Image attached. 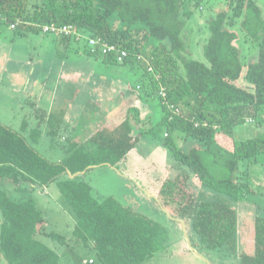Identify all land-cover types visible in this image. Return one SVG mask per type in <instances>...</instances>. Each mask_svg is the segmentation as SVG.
<instances>
[{"label":"trees","instance_id":"16d2710c","mask_svg":"<svg viewBox=\"0 0 264 264\" xmlns=\"http://www.w3.org/2000/svg\"><path fill=\"white\" fill-rule=\"evenodd\" d=\"M210 1L0 0V21L18 24L15 31L42 34V25L55 24L100 40L92 52L85 38L61 37L64 43L84 44L85 53L106 65L128 66L138 75L131 93H138L154 112L138 120L137 109L115 129L88 134L87 139L77 133L79 128L68 132L63 116L52 113L46 122L57 129L51 133L56 137L65 130L70 139L59 162L42 156L27 140L23 133L28 124L15 132L0 123V184L57 182L78 220L74 235L96 252L97 261L86 264H146L165 250V227L114 197L98 200L81 177L96 166L115 167L160 124L177 162L176 175L159 192L163 204L190 222L205 248L227 246L237 252L238 210L232 204L252 195L250 167L264 155V131L244 140L234 134L248 122L264 125V6L256 0H230L233 15L221 11L208 24L204 60H188L183 55L184 29L195 11ZM242 34L253 42L252 59L237 46ZM104 46L114 50L105 52ZM41 136L39 128L31 130L35 144ZM179 140L181 146L188 141L194 146L187 151ZM191 174L203 188L196 194L189 189ZM45 222L34 199L17 202L0 189V264H61V256L37 238ZM44 235L66 245L64 235ZM240 264H264L263 216L255 222V251L243 254Z\"/></svg>","mask_w":264,"mask_h":264},{"label":"rangeland","instance_id":"374dc122","mask_svg":"<svg viewBox=\"0 0 264 264\" xmlns=\"http://www.w3.org/2000/svg\"><path fill=\"white\" fill-rule=\"evenodd\" d=\"M229 1L212 0L195 11L183 33L186 44L183 55L186 59L204 60L202 48L208 36V24L221 11L233 15L234 9L229 6ZM256 1L264 6V0ZM12 24L11 21H0V123L15 132H20L23 125L28 124L29 129L22 133L42 156L53 162L65 158V148L70 139L65 130L54 137L51 131H56L57 127L46 121L53 106L60 114L61 105L71 94L70 88L76 87V71L84 75L94 72L103 74L101 79L109 83L108 90H111V94L105 88L103 92L93 93L89 90L88 81L85 83L84 117L82 116L85 126L82 125L79 129L81 138L87 139L88 134H95L103 129L110 131L104 123L108 110H112L113 115L118 110L116 108L121 107L120 112L112 119L114 125L128 115L134 117L137 109L145 108L135 99L138 93L131 96L138 75L128 66L106 65L101 59L85 53L82 43L74 42L70 47L65 46L64 51L60 48L59 52L53 35L43 37L34 32L13 31L16 28L11 29ZM25 24L35 26L30 22ZM15 25L18 26L16 23ZM58 38L62 39L60 36ZM237 46L243 55L250 59L255 57L253 42L243 34ZM239 84L245 86L244 81ZM29 85L32 87L27 94L24 90ZM119 86H124L125 89ZM145 115L146 113H142L138 120H142ZM148 125L149 123L147 128ZM38 128L42 131V138L35 144L30 137L31 130ZM164 131V125H158L115 167L103 164L90 168L81 175L82 179L90 184L98 200L114 197L124 206L166 228L168 237L165 250L157 253L146 264H240L243 254L254 253L255 222L257 217H264V155L260 156L257 164L250 167L253 172L252 195L247 200L232 204L238 210L237 252L233 254L227 246L211 250L201 244L190 222L178 218L175 208L166 207L163 204L164 198L159 197L163 184L177 172V162L165 145ZM263 131L264 125L248 122L246 126H238L234 134L237 139L244 140ZM179 142L181 146L182 141ZM183 146L189 151L194 143L188 141ZM191 178L189 189L196 194L203 188L200 187L197 176L191 174ZM0 189L14 201H36L46 220L45 229L37 238L61 256V264H86L94 259L97 261L95 250L84 247L74 235L78 220L72 207L60 193L57 182L49 186L1 183ZM44 232L64 235L66 245L49 239Z\"/></svg>","mask_w":264,"mask_h":264},{"label":"crops","instance_id":"0c3cea01","mask_svg":"<svg viewBox=\"0 0 264 264\" xmlns=\"http://www.w3.org/2000/svg\"><path fill=\"white\" fill-rule=\"evenodd\" d=\"M15 30H13V31H15ZM27 32H31V31H27ZM40 35H42L43 37H46V34H44V35L43 34H40ZM52 37L55 40L56 49L58 51H59L60 48H61V51H64V49H65L64 47L65 46L66 47H70L72 44H75L76 43V42L74 43V41H69L67 43H64L66 41H62V39H60L58 37H55V36H52ZM66 52H67V50H66ZM34 74H35V72H34ZM34 74H33V76H34ZM74 75L77 77L76 78V81H75V86L76 87L75 88H70L71 94H70L69 98L68 99H65V101L61 105V108L62 109L60 111V116H63V120H64V122H63L64 125L63 126H67V129L66 130L68 132H71L72 129H77V128L80 129V127L82 125H84V120H83V117H84V112H83L84 102H83V100L85 98L84 97L85 87H86L85 83L87 81H88L89 87H90L89 90H92L93 93L94 92H103V90L105 88V91L107 90L111 94V90H108L109 83H107L105 81H102V79H101V76L103 74L94 72V73H92L90 75H86V74L84 75V74L76 71V72H74ZM120 85H122V84H120ZM31 87L32 86H30V85L27 86L24 91L27 93ZM119 88L125 89L124 86H119ZM87 92H89V91H87ZM131 96H133L132 93H131ZM135 99L138 100V101H140V103L145 107V108H141L140 109L141 110V115H142V113H146V115L144 116L143 119L148 118L149 117V114H151V115L154 114L153 110L147 104H145L143 101L139 100L138 97H136V96H135ZM53 108H54V106H53ZM53 108H52L51 113L48 114L49 116L52 113H54V112L55 113H58V111L57 110H54ZM116 109H118L119 111L114 109L115 112H113V115H112V110H108L107 114L105 115V121H104V123H105V126L107 128H109L110 130L115 129L116 127H118L125 120V119H122L121 122L112 125V119H114V117H116V115L120 112L121 107L119 106ZM144 110L145 111L148 110V111L145 112ZM43 116H44V114H43ZM159 116L162 117V114H159ZM147 121H148V119H147ZM79 129L77 131L78 134H80Z\"/></svg>","mask_w":264,"mask_h":264},{"label":"built area","instance_id":"2783aa9c","mask_svg":"<svg viewBox=\"0 0 264 264\" xmlns=\"http://www.w3.org/2000/svg\"><path fill=\"white\" fill-rule=\"evenodd\" d=\"M12 29L16 28L15 24H12ZM42 32L43 34H49L57 37H63V35L71 36L76 38V40L80 41L84 39L85 37L77 33L71 26H65V27H57L55 24H45L42 25ZM87 41L89 47L92 49V52L96 50V46L100 43V40L94 39V38H85ZM105 52H110L111 50H114V47H106L104 46ZM126 53L123 52L122 56H125ZM121 59V58H120ZM92 262V261H91Z\"/></svg>","mask_w":264,"mask_h":264}]
</instances>
